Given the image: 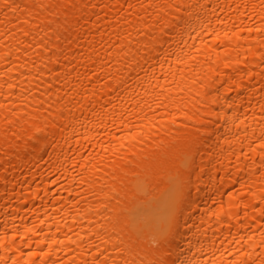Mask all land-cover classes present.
Wrapping results in <instances>:
<instances>
[{
	"label": "bare ground",
	"instance_id": "6f19581e",
	"mask_svg": "<svg viewBox=\"0 0 264 264\" xmlns=\"http://www.w3.org/2000/svg\"><path fill=\"white\" fill-rule=\"evenodd\" d=\"M0 264H264V0H0Z\"/></svg>",
	"mask_w": 264,
	"mask_h": 264
}]
</instances>
